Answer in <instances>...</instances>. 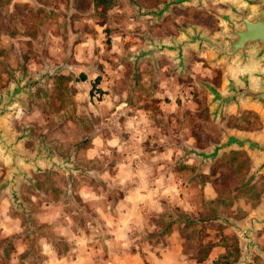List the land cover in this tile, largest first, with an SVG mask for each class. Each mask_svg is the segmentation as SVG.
Wrapping results in <instances>:
<instances>
[{
  "label": "rangeland",
  "instance_id": "rangeland-1",
  "mask_svg": "<svg viewBox=\"0 0 264 264\" xmlns=\"http://www.w3.org/2000/svg\"><path fill=\"white\" fill-rule=\"evenodd\" d=\"M233 1L170 4L163 11L166 14L161 15L164 5L171 0H0V102L12 95L0 126L17 139L19 148L29 152L31 158L38 153L36 162L43 160L50 165L36 173L28 170L30 177H27L32 182L19 183L17 194L29 214H34L51 198H65L64 195L69 197L62 201L68 208H85L79 192L86 186L93 188L91 194L100 197L106 187H101L105 182L100 176L110 171L107 164L116 161L111 149L115 146L102 149L86 163L82 151L92 138L97 139L100 134L106 137L121 126L120 135L112 137L127 143L129 167L135 169L134 161L140 156L148 161L154 157V152L166 146L174 163L170 181L176 183L179 176L175 173L182 166L175 163L184 159L187 161L184 167L190 172L194 163L192 157L183 156L181 149L189 154L192 150L193 153L207 150L231 126L241 131L258 130L263 125L257 115L245 114L254 108L239 109L236 111L239 113L232 116L221 115L224 110L215 108V97L223 91L227 81L243 73L240 74L239 68L242 65H225L212 56L209 59V56L189 54L186 60L190 64H178L179 73L159 72L158 68L153 71L146 67V62L140 61L138 65L144 71L140 78L132 73L127 59L137 50L149 47L162 51V46L170 47L163 44L165 38H171L168 43L174 45L179 35L182 39L194 34L218 37L220 19ZM199 50L208 52L204 45H199ZM165 59L157 57L160 64ZM200 61L213 71L211 75L204 73L203 65L195 64ZM248 70L252 71L253 67ZM214 71L217 78L213 77ZM121 73L124 77H120ZM165 84L169 86L164 87ZM119 98L126 100L119 103ZM132 112L141 115L138 120H129ZM211 114L220 116L211 118ZM153 126L157 128L155 134L150 133ZM132 131L144 134L133 137L130 136L134 135ZM156 137L159 140L152 142ZM69 156L74 163L71 173L64 172L55 160L67 162ZM156 159L162 160L163 156ZM218 160L221 212L226 213L235 200V194L230 191H237L228 187L239 182L229 176L230 170L247 166V159L241 154H228ZM66 168L71 170L70 165ZM144 170L152 169L145 165ZM3 172L0 165V180ZM124 175L130 174L126 171ZM136 175L142 178L147 173ZM17 177L26 175L14 178ZM229 177L233 179L229 181ZM185 180V183L190 182L191 176L185 175ZM263 184L259 179L251 190L241 189L237 195L244 197V207H235L236 216L226 215L241 219L247 210V214L253 211L259 203ZM109 186L115 187L112 181ZM166 213L177 222L183 215L169 206ZM80 219L77 221L82 223ZM189 237L192 245L189 250L198 256L214 242L218 252L212 264H264V225L252 236L253 245L247 250L243 263L239 262L243 252L241 237L221 224L205 227L196 236L191 233Z\"/></svg>",
  "mask_w": 264,
  "mask_h": 264
},
{
  "label": "crops",
  "instance_id": "crops-1",
  "mask_svg": "<svg viewBox=\"0 0 264 264\" xmlns=\"http://www.w3.org/2000/svg\"><path fill=\"white\" fill-rule=\"evenodd\" d=\"M164 14L166 13H161V15ZM166 39L163 44L170 45L171 43L168 42L171 38ZM176 40L177 42L182 40V35L176 36ZM203 52L191 47L181 48L180 51L173 49L158 51L148 47L131 53L127 59L132 73H137L141 78L143 75L140 74L144 71L138 65L140 61L146 62V67L153 71L158 68L159 72L164 70L179 73L181 68L178 64L181 62L185 66L190 64L186 60L189 54L199 55L202 58L209 56L207 58L211 59L209 52ZM157 57L166 59L160 64ZM120 77H124V73H121ZM104 80L107 82V77ZM121 86L123 87L124 83ZM119 100L121 103L126 99L119 98ZM239 109L252 110V107H230L221 115L232 116L239 113L236 112ZM249 114L257 115L263 123V118L255 110L249 111ZM140 116L138 112L135 115L132 112L128 118L134 121ZM215 116L218 118L220 114H211V118ZM156 129L155 126L151 127L150 133L155 134ZM158 129L161 133V128ZM258 130L242 129L240 131L231 126L228 131L222 133V138L207 150L196 153L192 150L189 154L181 149L183 156H190L194 160L192 172L184 167L187 161L178 160L175 164L181 163L182 168L175 173V176L179 177L175 180L176 183H173L170 179L174 163L170 153L167 154L166 146L154 152V157L148 161H144L143 156H140L138 161H134L135 169L129 167L131 159L130 154L125 150L127 143L119 142L120 138L112 137L120 135L121 126L112 134L107 133L106 137L102 138L100 134L99 137H95L97 139L92 138L90 145L82 151L83 162L86 163L97 157L102 149L107 150L109 146H115L111 149L114 151L116 161H112L110 165L107 164L110 171L100 176L105 182L101 184V187L106 186L105 192L98 197L96 194H91L93 188L86 186L79 192L85 208H68L62 201L69 197L64 195L65 198H51L49 202L42 203V207L34 214H29V211L23 208L17 189L21 182H32V179L27 177H30L28 170L36 173L41 169L50 168V165L43 160L37 161L35 165L21 164L20 171L26 177L11 179L8 162L0 154V165L4 168L0 180V264H212L218 252L214 242L209 243L202 251L203 253L198 256L196 252L193 254L189 250V246L192 248L189 235L195 233L196 236L198 231L217 224L238 233L231 225L240 228L245 226L250 216L260 212L264 205L263 184L261 194L258 196L259 203L253 211L247 214V210L246 215L244 214L241 219L226 215V213H232L236 216L235 207H244V197L237 193H240L241 189L251 190L254 185H257L259 179L264 182V169L258 170L259 161L247 148L229 146L216 149V147L228 135L243 134L251 139L264 141V123ZM165 131L163 130L164 134ZM132 132L135 136H130L133 137L144 134L141 131V134L139 131ZM155 139L159 140L156 137L152 142ZM109 141L113 144L110 145ZM102 146L104 147L100 149ZM20 149L26 154L29 153ZM141 152L142 150L140 154L143 155ZM228 154L232 156L241 154L244 159H247V166L245 164L244 167L230 170L229 176L234 177L235 181L237 178L239 182L228 187V190L236 189L237 191H230L231 194H235V200L232 202L233 206L227 207L229 209L224 213L221 212L220 204L222 200L219 193L221 173L218 172L220 162L218 159L221 155ZM156 156H163V159L157 160ZM55 160L64 172H73L72 156L66 159L67 162L57 158ZM68 165L71 170L66 168ZM145 165L152 170L145 172ZM126 171L130 175H124ZM132 172L134 174H131ZM141 172L147 175L142 178L136 175ZM185 175L191 176L190 182L185 183ZM230 177L229 181L233 179ZM90 180L95 183L93 179ZM109 181H112L115 187H110ZM107 187L113 191H108ZM168 206L173 207L174 211L177 208L183 213V215L180 213L178 222L172 215H167ZM80 217V220H83L82 223L77 221ZM256 230L257 228L253 230L252 236Z\"/></svg>",
  "mask_w": 264,
  "mask_h": 264
},
{
  "label": "water",
  "instance_id": "water-1",
  "mask_svg": "<svg viewBox=\"0 0 264 264\" xmlns=\"http://www.w3.org/2000/svg\"><path fill=\"white\" fill-rule=\"evenodd\" d=\"M204 0H171L164 5L160 14L172 5L195 2L199 5ZM221 34L215 38L192 35L182 39L170 47L180 51L181 48L189 46L199 49L204 45L210 56L217 61L228 65L237 63L243 67L239 76L232 81H227L222 92L218 93L215 103L217 110H225L230 107L250 106L257 109L264 123V0H234L222 16ZM192 31H194L192 29ZM163 48L161 50H163ZM253 67V70H248ZM246 73L248 75H246ZM250 73V74H249ZM12 95L6 101L0 102V119L11 102ZM226 136V135H225ZM17 139L0 126V154L7 160L10 169V178L22 174L21 164L35 165L38 156L32 158L21 151ZM247 148V150L258 159V170L264 169V141L254 140L240 135H228L216 149L226 147ZM57 167L58 165L54 163ZM232 224V223H230ZM264 225V205L260 212L250 216L245 226L235 228L242 239L243 252L241 260L243 263L247 250L253 245L252 233L255 228Z\"/></svg>",
  "mask_w": 264,
  "mask_h": 264
},
{
  "label": "flooded vegetation",
  "instance_id": "flooded-vegetation-1",
  "mask_svg": "<svg viewBox=\"0 0 264 264\" xmlns=\"http://www.w3.org/2000/svg\"><path fill=\"white\" fill-rule=\"evenodd\" d=\"M195 61H198L197 60V57H196V59H195ZM201 64V65H203V71H204V73H207V74H209V75H211V73L213 72L211 69H209L208 67H207V65L206 64H204V61H200V62H198V63H195V64ZM213 77L214 78H217L218 77V75L215 73V71H214V74H213ZM249 114V113H248ZM250 115V114H249ZM252 116V115H251ZM252 119V118H251ZM253 120V119H252ZM256 122V121H255ZM248 129H251V128H248ZM38 155V153H36V156Z\"/></svg>",
  "mask_w": 264,
  "mask_h": 264
}]
</instances>
